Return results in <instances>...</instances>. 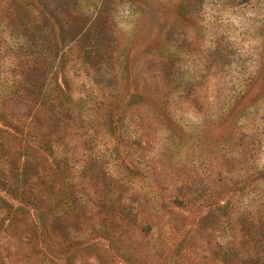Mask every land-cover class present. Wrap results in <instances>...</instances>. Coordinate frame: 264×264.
<instances>
[{
  "label": "rangeland",
  "instance_id": "obj_1",
  "mask_svg": "<svg viewBox=\"0 0 264 264\" xmlns=\"http://www.w3.org/2000/svg\"><path fill=\"white\" fill-rule=\"evenodd\" d=\"M261 172L264 0H0V264H264Z\"/></svg>",
  "mask_w": 264,
  "mask_h": 264
},
{
  "label": "trees",
  "instance_id": "obj_2",
  "mask_svg": "<svg viewBox=\"0 0 264 264\" xmlns=\"http://www.w3.org/2000/svg\"><path fill=\"white\" fill-rule=\"evenodd\" d=\"M81 16V15H80ZM95 23L90 21V19L86 18L85 20H83V24L79 25L78 27L74 28L75 29V33L72 34L71 39L68 42V45H73V44H79V43H83L85 37H87L89 35V32H91V26ZM61 39L59 42H55L54 43V48L58 50V47H65V43H66V39L65 37H63V33L60 34ZM101 34L98 33L96 34V41L99 42L101 40ZM59 44V45H58ZM67 45V46H68ZM31 48H33V46H31ZM93 46L92 47H86V45H83V47L81 48L82 52V56L79 54V56H81L84 60H87L92 54H93ZM45 55L47 58L48 56H51V52L49 53V49H47L45 51ZM28 57L30 58H34L35 59V53H30L27 54ZM52 66L51 61L50 64H48V68H50ZM46 67V70L48 69ZM64 67H62L63 69ZM53 70V69H51ZM55 72V73H54ZM56 73L57 70L56 68L54 69L53 72H51V74H53L54 76V81H53V85H51L49 88H47L45 86L46 82L43 84V87L39 90V98L37 102L41 101V104H39V108L40 110L42 109V106H45L47 104V102L49 101L50 104H52L54 107H60L56 112H51L50 113V117L52 119H54L55 121H58L59 117L61 116V112L60 110L62 109L61 105L62 101H65V96H64V90L63 87L61 86V84L57 81L56 82ZM52 87H54L53 89H51ZM37 106V107H38ZM64 112H62L63 114ZM260 176L264 175V172L259 173Z\"/></svg>",
  "mask_w": 264,
  "mask_h": 264
}]
</instances>
